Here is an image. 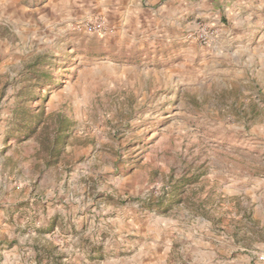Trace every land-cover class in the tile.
<instances>
[{"label":"rangeland","instance_id":"374dc122","mask_svg":"<svg viewBox=\"0 0 264 264\" xmlns=\"http://www.w3.org/2000/svg\"><path fill=\"white\" fill-rule=\"evenodd\" d=\"M12 243L17 264H264V0H0V264Z\"/></svg>","mask_w":264,"mask_h":264},{"label":"crops","instance_id":"0c3cea01","mask_svg":"<svg viewBox=\"0 0 264 264\" xmlns=\"http://www.w3.org/2000/svg\"><path fill=\"white\" fill-rule=\"evenodd\" d=\"M147 1V0H145ZM155 2L157 0H154ZM159 1V0H158ZM181 8L179 7V5L174 6V7H168V9L164 8V10L167 11L168 15L170 16L171 22L173 20H176V22H178L177 20L180 19V17L182 16V13L184 12V10H180ZM147 13H152L153 9L152 8H147L146 9ZM212 11L210 12H202L199 13V15H202L203 17H209L210 15H212ZM146 27H143L144 29L141 31L140 35V42L146 41V42H152L155 44L156 41H165L168 40V38H171L172 35H180L181 31L183 30V28L178 27V29H173L172 27H166L162 30L163 33L160 34H156V30L153 31L152 28L150 26H148V24H146ZM141 26H143V23H141V21H136V25L134 24V28L136 27V29L138 31H140L139 29L141 28ZM150 30H152V32H150ZM159 31V30H158ZM234 57H241L242 52H240V50H235L234 51ZM241 59V58H240ZM5 225H8L7 223H5ZM3 231V230H2ZM5 234H7V232H5ZM14 244V243H12ZM155 249V248H153ZM2 253L4 254L2 256L3 259V264H17L19 262V260L21 259V257L18 255L17 253V245H11L9 246L7 249H4V251H2ZM29 253L31 254L30 258L32 260V256L35 255L34 251L32 252L31 250L29 251ZM148 253V252H147ZM146 253V254H147ZM145 254V255H146ZM29 258H26V262H28ZM146 260H154L153 257H151V259H148V257H146ZM34 262V260H33Z\"/></svg>","mask_w":264,"mask_h":264},{"label":"built area","instance_id":"2783aa9c","mask_svg":"<svg viewBox=\"0 0 264 264\" xmlns=\"http://www.w3.org/2000/svg\"><path fill=\"white\" fill-rule=\"evenodd\" d=\"M216 35V31L214 29L208 27H201L191 33V37L196 40L200 41L202 44L209 45L212 41L214 36ZM264 259V256L260 257Z\"/></svg>","mask_w":264,"mask_h":264}]
</instances>
